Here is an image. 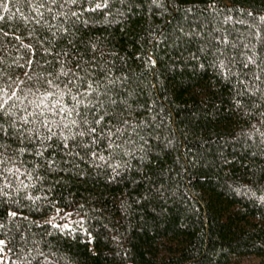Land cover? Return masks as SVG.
I'll return each mask as SVG.
<instances>
[{
    "label": "trees",
    "instance_id": "1",
    "mask_svg": "<svg viewBox=\"0 0 264 264\" xmlns=\"http://www.w3.org/2000/svg\"><path fill=\"white\" fill-rule=\"evenodd\" d=\"M4 2L0 27H32L24 0ZM71 11L80 54L90 58L95 44L99 62L126 77L123 98L143 121L137 151L118 175L84 163L10 175L0 264H37L39 251L48 257L39 264H264V74L244 68L250 34H264V0H108Z\"/></svg>",
    "mask_w": 264,
    "mask_h": 264
},
{
    "label": "snow or ice",
    "instance_id": "2",
    "mask_svg": "<svg viewBox=\"0 0 264 264\" xmlns=\"http://www.w3.org/2000/svg\"><path fill=\"white\" fill-rule=\"evenodd\" d=\"M78 3L82 11L108 7V0H24L31 14H22L23 24L32 27H26L23 34H17L20 28L10 32L0 27V196L9 195V176L19 180L22 168L29 180L37 170L52 175L64 169L79 172L80 163L108 168L118 175L117 170L128 165L124 157L131 159L137 151L135 137L140 135L143 121L132 120L134 110L123 98L126 77L115 75L106 63L99 62L95 44H90L92 55L85 59L75 42L73 29L79 15L71 11V6ZM84 3L89 5L87 9ZM7 7L5 0L4 8ZM65 8L68 12L61 11ZM247 15L252 16V12ZM60 16L66 23H49V19L56 21ZM259 19L264 21V16ZM250 35L256 43L250 41L251 54L246 55L244 68L255 66L264 74V34L257 30ZM220 39L229 43L226 36ZM149 61L155 67L156 61L151 57ZM221 67L227 68L223 62ZM253 75L256 81L261 79ZM240 83L243 85V81ZM242 95L237 92V97ZM234 103L242 107L241 99L234 98ZM260 136L264 137V132ZM28 156L33 161L31 170L25 168ZM32 186L23 181L18 184L25 189ZM259 199L264 201V195ZM8 215L15 217L17 212L10 211ZM5 244L0 240V246ZM38 257L48 259L39 251L34 257L37 264Z\"/></svg>",
    "mask_w": 264,
    "mask_h": 264
}]
</instances>
